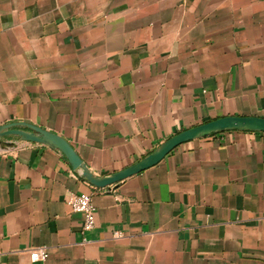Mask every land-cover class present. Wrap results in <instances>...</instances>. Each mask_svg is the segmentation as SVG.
Returning <instances> with one entry per match:
<instances>
[{
    "label": "crops",
    "instance_id": "crops-1",
    "mask_svg": "<svg viewBox=\"0 0 264 264\" xmlns=\"http://www.w3.org/2000/svg\"><path fill=\"white\" fill-rule=\"evenodd\" d=\"M226 117L264 119V0H0V127L63 138L93 176ZM70 193L92 194L90 232ZM0 264H264V132L186 141L104 188L3 138Z\"/></svg>",
    "mask_w": 264,
    "mask_h": 264
},
{
    "label": "water",
    "instance_id": "water-1",
    "mask_svg": "<svg viewBox=\"0 0 264 264\" xmlns=\"http://www.w3.org/2000/svg\"><path fill=\"white\" fill-rule=\"evenodd\" d=\"M227 130H247L264 132V119L262 118H222L189 130H186L162 144L156 151L139 163L127 168L117 174L106 178L93 176L73 148L61 137L46 132L34 126L13 123L0 127V140L6 137H17L24 142L38 143L59 150L68 160L74 171H77L82 179L96 188H104L117 184L141 171L154 166L161 161L176 146L211 133Z\"/></svg>",
    "mask_w": 264,
    "mask_h": 264
},
{
    "label": "built area",
    "instance_id": "built-area-1",
    "mask_svg": "<svg viewBox=\"0 0 264 264\" xmlns=\"http://www.w3.org/2000/svg\"><path fill=\"white\" fill-rule=\"evenodd\" d=\"M66 203L73 213L80 214L82 216V231L84 233L90 232L95 226V207L92 201V194L70 193L67 197ZM28 254L32 263L44 262L48 257L45 248L29 250Z\"/></svg>",
    "mask_w": 264,
    "mask_h": 264
}]
</instances>
